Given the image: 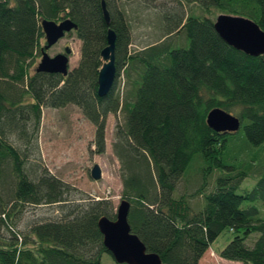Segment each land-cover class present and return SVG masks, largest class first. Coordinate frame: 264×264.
<instances>
[{"label": "trees", "instance_id": "trees-1", "mask_svg": "<svg viewBox=\"0 0 264 264\" xmlns=\"http://www.w3.org/2000/svg\"><path fill=\"white\" fill-rule=\"evenodd\" d=\"M128 1L0 0V264H100L108 253L97 220L115 218L112 201H74L72 187L39 159L41 109L67 104L93 124L99 153L108 114L122 112L112 149L122 199L130 203L129 225L149 252L167 264H199L228 228L233 237L220 257L264 264V156L240 167L227 162L237 131L217 132L206 122L208 112L220 108L239 118L248 144L264 142V54L233 48L213 27L217 15L231 14L264 31V0H138L157 12L159 34L133 50L121 6ZM65 18L77 25L70 34L80 41L78 64L65 76L31 73L44 37L40 21ZM108 28L116 35V78L100 97L97 76ZM250 175L254 184L242 187ZM188 177L196 190L177 195ZM209 179L212 187L204 191ZM196 195L202 200L193 208L189 199ZM40 205H55L57 215L19 228L23 209Z\"/></svg>", "mask_w": 264, "mask_h": 264}, {"label": "rangeland", "instance_id": "rangeland-1", "mask_svg": "<svg viewBox=\"0 0 264 264\" xmlns=\"http://www.w3.org/2000/svg\"><path fill=\"white\" fill-rule=\"evenodd\" d=\"M163 1V0H161ZM138 0L121 4L126 9V18L131 25L132 43L130 49L141 48L153 43L159 34V25L156 11L146 9ZM121 7V8H122ZM153 18V19H152ZM152 20V21H148ZM156 37V38H155ZM44 37L40 40L44 45ZM64 46L71 49L69 55V69L78 64L80 59V41L74 33L65 35L46 52L50 57L64 52ZM41 54L37 51L35 59L31 61L29 71L32 73ZM123 76L119 82V94L122 97L124 90ZM122 112L110 113L106 119L105 150L103 153L96 151L94 145V126L82 114L80 108L74 104H67L61 108L41 109L40 126L37 135L38 153L41 164L53 175L60 178L72 187L70 196L77 198L91 197L94 199H110L115 210L122 199V185L119 176L120 164L115 156L112 144L114 140L115 125L122 122ZM230 140L227 147V162L240 167L241 164L256 163L264 156V142L259 146L248 144L243 129L240 128ZM31 152L32 149L30 148ZM251 161V162H250ZM97 165L101 171L98 180L90 176L91 169ZM244 167V166H242ZM216 174V173H215ZM188 177L186 181H180L177 187V195L184 192L190 194L197 187L191 186ZM256 177L251 175L242 182V187H251ZM190 186V187H189ZM212 187L211 179L205 185L208 191ZM188 188V189H186ZM79 200V199H78ZM202 197L196 195L189 199L193 208L201 203ZM245 205V204H243ZM56 206H26L23 209L18 226L22 228L29 221L50 219L57 215ZM233 233L225 229L203 254L200 264H240L238 261L226 260L220 257V250L230 241ZM100 264H117L109 253H103Z\"/></svg>", "mask_w": 264, "mask_h": 264}, {"label": "water", "instance_id": "water-1", "mask_svg": "<svg viewBox=\"0 0 264 264\" xmlns=\"http://www.w3.org/2000/svg\"><path fill=\"white\" fill-rule=\"evenodd\" d=\"M105 20L109 16L104 2L101 3ZM40 26L45 43L40 49L41 57L37 63L36 72L67 75L69 69L70 47H65L63 53L53 57L47 50L65 35H69L77 25L69 18L60 21L41 20ZM213 27L220 38L233 48L250 56L264 54V31L253 20L231 14H219L215 17ZM115 41L113 29L106 32V45L100 51L102 65L98 70L97 94L103 97L111 90L116 78ZM207 125L217 132L233 133L239 130L241 122L235 115L220 108L210 110L206 118ZM90 176L94 180L101 177L97 165L91 169ZM130 203L121 199L116 208L115 218L101 216L97 220V227L102 235V243L117 264H167L154 253L149 252L140 238L132 232L128 222Z\"/></svg>", "mask_w": 264, "mask_h": 264}, {"label": "crops", "instance_id": "crops-1", "mask_svg": "<svg viewBox=\"0 0 264 264\" xmlns=\"http://www.w3.org/2000/svg\"><path fill=\"white\" fill-rule=\"evenodd\" d=\"M206 252V251H205ZM202 258V257H201ZM201 260V259H200ZM200 260H199V264H200Z\"/></svg>", "mask_w": 264, "mask_h": 264}, {"label": "flooded vegetation", "instance_id": "flooded-vegetation-1", "mask_svg": "<svg viewBox=\"0 0 264 264\" xmlns=\"http://www.w3.org/2000/svg\"><path fill=\"white\" fill-rule=\"evenodd\" d=\"M66 46H64V49H65Z\"/></svg>", "mask_w": 264, "mask_h": 264}]
</instances>
